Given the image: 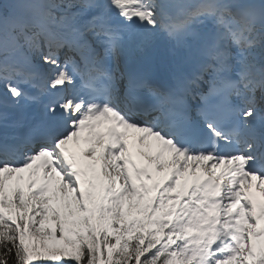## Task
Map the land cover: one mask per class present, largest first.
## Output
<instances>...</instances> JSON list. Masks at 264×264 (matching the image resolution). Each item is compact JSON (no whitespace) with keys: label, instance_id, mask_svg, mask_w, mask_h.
Masks as SVG:
<instances>
[{"label":"snow or ice","instance_id":"6c2138e0","mask_svg":"<svg viewBox=\"0 0 264 264\" xmlns=\"http://www.w3.org/2000/svg\"><path fill=\"white\" fill-rule=\"evenodd\" d=\"M0 264H264V0H0Z\"/></svg>","mask_w":264,"mask_h":264}]
</instances>
